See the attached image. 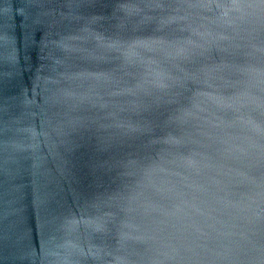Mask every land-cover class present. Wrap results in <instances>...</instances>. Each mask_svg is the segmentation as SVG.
Instances as JSON below:
<instances>
[{
  "label": "water",
  "instance_id": "water-1",
  "mask_svg": "<svg viewBox=\"0 0 264 264\" xmlns=\"http://www.w3.org/2000/svg\"><path fill=\"white\" fill-rule=\"evenodd\" d=\"M0 264H264V0H0Z\"/></svg>",
  "mask_w": 264,
  "mask_h": 264
}]
</instances>
